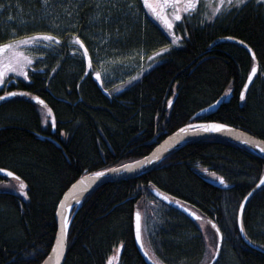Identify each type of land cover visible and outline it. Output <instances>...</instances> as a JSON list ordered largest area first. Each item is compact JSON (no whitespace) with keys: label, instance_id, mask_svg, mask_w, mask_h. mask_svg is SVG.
I'll return each instance as SVG.
<instances>
[{"label":"trees","instance_id":"1","mask_svg":"<svg viewBox=\"0 0 264 264\" xmlns=\"http://www.w3.org/2000/svg\"><path fill=\"white\" fill-rule=\"evenodd\" d=\"M79 1L65 18L68 26L53 34L60 44L29 66L28 82L16 80L14 88L27 95L0 105V168L15 172L28 194L0 191V264H42L56 236L57 205L76 179L145 156L190 122L220 121L264 140L263 3L249 0L211 20L183 14L174 28L180 46L162 53L120 93L105 95L94 71L85 68L84 47L92 56L95 37L101 35L117 48L152 51L168 37L143 20L141 0H131L133 7L129 0H113L94 22L91 0ZM148 28L156 29L153 36ZM225 36L243 41L255 55L236 42L214 43ZM51 68L47 79L41 69ZM227 92L231 99L215 112L197 115ZM31 95L50 105L55 130L41 126V103L32 102ZM263 172L264 158L241 144L216 138L191 142L140 177L89 192L71 211L64 264H107L118 248L116 264H146L134 239L136 209L153 259L203 264L210 251L197 221L159 200L152 189L206 217L215 241V227L220 229L223 245L216 264H264V254L248 246L237 228L239 205ZM220 176L227 187L208 182ZM243 224L247 237L264 247V187L248 201Z\"/></svg>","mask_w":264,"mask_h":264},{"label":"rangeland","instance_id":"2","mask_svg":"<svg viewBox=\"0 0 264 264\" xmlns=\"http://www.w3.org/2000/svg\"><path fill=\"white\" fill-rule=\"evenodd\" d=\"M13 1H15L14 14L4 17V19H0V42H7L9 39L13 38L19 39L21 37L31 36L37 32H48L54 34L56 30L63 31L68 26L65 18H68L71 14L69 13L70 8L72 6H78L80 2L79 0H48V3L44 4L42 3V0H38L40 4V6H38L34 3V1L37 0H12V2ZM247 1L249 0H246V2ZM256 1L264 4V0ZM12 2L10 3V6L12 5ZM91 2L92 8L94 9L93 16L91 17L93 22L94 20H98L99 16L104 13L105 7L108 9L113 4V0H91ZM149 2L152 4L156 12H159L162 16H166L168 19H173L177 12H179L181 16L183 14H186V16L202 14L207 19H209L210 16L216 18L220 12L234 8L233 6H229L227 0H225L223 5H220V0H198L196 9L189 10L188 12L184 11V9L187 7L186 0H180L178 5H173L171 0H149ZM217 7H220V11L218 13L216 12ZM9 10L12 11V9ZM141 12V17L144 18L143 20H146L147 22L149 21L150 23H155V25L166 34L168 41L165 45L172 44L170 49L180 46L181 37L175 33L174 29L176 23L180 20H173V28L169 30L163 23V20L159 19L154 14L152 9L142 7ZM151 28H148V31L150 32L151 36H153V32L154 30L156 31V29L153 28V30ZM13 30L14 35L12 34ZM94 32L95 35L98 34L96 31ZM172 32H174L177 37H180V39L175 43H173V38L171 35ZM97 38H101L104 41L99 40L100 42H98ZM106 38L103 39V36L101 37V35L95 37V42L92 45V56L87 54L84 58L86 70H93L94 73L100 72L101 80H103L104 83L103 86L111 94L120 93L125 87L134 82L145 70H147L148 67H150V64L153 65L155 62H157L160 59L162 53L156 56L153 60H149V57L152 56L153 52H159V49L165 46L158 47V49L152 51L145 50L144 48L121 49L113 46V44L109 42L108 37ZM148 42L153 44L154 41L151 42V40L149 41L148 38ZM50 43L51 42L40 41L39 44L35 46H23L25 54L32 58V64L36 61L40 62L44 54L53 49L44 46L45 44ZM80 46L82 48L85 45L83 44ZM89 58L91 59L90 65L88 63ZM94 66L96 68H94ZM132 77H135V79L130 80ZM13 78L15 80L26 79V77L20 73H7L4 80L7 81ZM37 107L41 116V126L44 129L55 130V123L53 124V119L55 121V116L50 105L44 103L38 104ZM49 108L52 110L51 112H48ZM20 183V180H17L13 177L3 178L0 180V191H11L24 198H27L28 194L25 196L23 193L16 190V188L5 187V185H15L18 188ZM25 191L27 192L26 187ZM200 216L201 219H198L197 223L205 236L207 249L211 253L216 248L217 241H215V233L207 218L203 215ZM145 244L147 249L150 250L147 242H145ZM119 249L120 248L117 249L107 264L117 263V252Z\"/></svg>","mask_w":264,"mask_h":264},{"label":"water","instance_id":"3","mask_svg":"<svg viewBox=\"0 0 264 264\" xmlns=\"http://www.w3.org/2000/svg\"><path fill=\"white\" fill-rule=\"evenodd\" d=\"M225 41L236 42L242 46H245L250 51L251 54L253 53L250 50L249 46H247L243 41H241L237 38L231 37V36H225V37L217 38L214 41V43L225 42ZM253 68H255L257 71V66H254ZM252 70L249 74V76H251L252 79L249 81V79L247 78V80L245 82V84H247L248 86L250 85V83L253 80V77L256 73V71L253 72ZM95 79H96L97 84H98L99 88L101 89V91L105 95H110L109 91L101 83V81H102L101 78L95 77ZM12 91L16 92L17 95L8 96L5 99L0 100V105L3 104L4 102L11 100V99H14L16 97H24L25 95H27L24 91H20V90H12ZM245 91H246V89H245V87H243L242 92L245 93ZM35 97H37V96H34V95L30 96V99L32 102H34V103L40 102L41 103V101H42L43 103H41V104L45 103V101L42 98H40V101H37L36 99H34ZM231 97H232V92H227V93L221 95L214 102H212L209 105L202 108L197 113V115L215 112L222 103L228 102L231 99ZM208 123H217V124L229 125L227 123L220 122V121H214V120L190 122L186 125H199V124H208ZM184 127H185V125L180 127L179 129L173 131L172 133L168 134L162 141H160L145 156L140 157L138 159H135L133 161L121 164V165H127L128 168H125V169L120 170V171L108 172V173H105V175H103L101 177H96L95 175H93V173H87V174L80 176L78 179H76L67 188V190L63 193V195L60 199V201L61 200L65 201L64 205H61L60 201L57 205V209H56V221H57L56 236H55L53 245H52L48 255L43 260L42 264H64L65 259H66V255H67V249H68L67 234H68V229L70 226L71 211L73 210L74 207H78L80 205L83 198L89 192H91L95 188H97V187H99L105 183L140 177V176L146 174L148 171H150L154 166H156L159 162H161L169 154L176 152L177 150L183 148L184 146H186L187 144H189L191 142L201 140V139H205V138H216V139H221V140L241 144V145L249 148L250 150H252L256 154H258L264 158V151H262V149H264V140L259 138V137H256L255 135H253V134H251V133H249V132H247L241 128L229 125L228 129L222 130V131H201V130L192 131L191 129H188L184 132H181L180 129H182ZM249 139L253 140L254 142L251 144L246 143L245 141L249 140ZM256 144H260V147L259 148L256 147ZM153 157H156V159H154ZM144 158H147L149 163L145 164ZM137 162H139V163H137ZM121 165L114 166V167H111L108 169H113V168L118 169V168H120ZM0 169H5V168H0ZM8 171L12 172L10 170H8ZM0 176L3 178L12 177V176L7 175L4 172H0ZM13 178H15V177H13ZM261 178H264V172L262 173V175L260 176V178L258 179L256 184L252 187V189L249 192H254V194H255L258 191L257 186L260 185ZM208 182H210L211 184H213L215 186H220L222 188L227 187V185L222 184V182L219 179H217V180L208 179ZM73 185H75V187H73ZM262 187H264V186H262ZM152 192L154 193V195L159 200H161L162 202H164L165 204H167L173 208L178 209L179 211L184 213L186 216H188L191 220L197 221L198 220L197 217H199V219H201L200 214L197 213V211H195L191 207H189V206H187V205H185L179 201L171 199L167 194H165V193H163L157 189H152ZM248 193L245 196H247ZM254 194L252 196H250L248 200H245L244 199L245 197L242 199L240 205L243 204L244 207H243V210L241 213L240 205H239L237 217H238V215H242V218H243V213H244L245 207H246L248 201L254 196ZM189 209L191 211H188ZM137 211H139V209H136L135 213ZM192 212L196 213V216H193L191 214ZM135 213H134L133 231H134V239H135L136 247H137L139 253L141 254V256L144 258L146 264H160L155 259H153V257L150 255V253L148 252V250L145 246V243L143 241L141 212H140V237H139V239H137V237L135 235ZM65 217H67L69 220V223H68L67 228H66L65 248H64V251L61 255L59 262H57L56 254L52 251V249L55 246L56 237L59 235V233L61 231V225H62V222H63ZM217 228L218 227H215V230ZM237 228H238L239 234L242 237L243 241L248 246H250L251 248H253V249L264 254V247L252 242L247 237V235H245V230H243V231L240 230L238 219H237ZM219 231H220V229H219ZM216 233H217V231H216ZM220 233H222V232L220 231ZM141 244H143V247H141ZM222 245H223V237H222V240H220L219 235L217 233L216 248H215V250H213L209 254L207 260L203 264H216L220 255H221Z\"/></svg>","mask_w":264,"mask_h":264},{"label":"snow or ice","instance_id":"4","mask_svg":"<svg viewBox=\"0 0 264 264\" xmlns=\"http://www.w3.org/2000/svg\"><path fill=\"white\" fill-rule=\"evenodd\" d=\"M173 5H178L180 3V0H171ZM229 6H233L235 8H240L242 6L246 5V0H227ZM42 3L47 4L48 0H42ZM187 7L184 9L185 12H188L189 10H194L197 7L198 0H186ZM225 3V0H220V5H223ZM129 7H133L134 5L132 4L131 0H129ZM4 7V5L0 4V8ZM141 7H147L149 9H152L154 14L159 18L163 20V23L166 25L167 29L171 30L173 28V20L179 21L181 20V15L179 12H177L173 19H168L166 16H162L159 12H156V10L153 8L152 4L149 2V0H141ZM220 11V7L216 8V12L218 13ZM213 17H209V19H212ZM12 34L14 35V30L12 31ZM172 38H173V43L177 42L180 37H177L174 32L171 33ZM40 41H47L51 42L50 44H45L44 46L47 48H51L53 45L60 44L61 38L57 35H53L52 33L48 32H37L34 35L31 36H25L21 37L19 39H9L7 42H0V84H3L5 82L4 78L7 73H20L23 76L27 77L28 76V67L32 64V58L28 55L25 54L23 46L28 45V46H35L39 44ZM75 42L79 45H83L84 41L80 38L79 35L75 36ZM172 47V44H167L164 47L159 49V52H153L152 56L149 57V60H153L156 56L160 55L161 53H166L170 48ZM73 52H75V48H73ZM83 53L86 55L88 53L87 47L83 48ZM254 56L255 53H252ZM89 65L91 64V59L89 58L88 60ZM151 66V64L149 65ZM55 71V69H54ZM253 72L256 71L255 68L252 70ZM92 73H89L91 75ZM101 75L100 72H95V76L99 78ZM135 79V77L130 78ZM249 81L252 79L251 76L248 77ZM103 83V81H101ZM245 89H247L248 85H244ZM17 95L16 92L14 91H6L3 93V95H0V100L5 99L8 96H14ZM30 95V94H29ZM244 98V93L241 92V99ZM37 101H40V97H35ZM41 103H43L41 101ZM169 104H171V101H168ZM52 110L49 108L48 112H51ZM55 123L53 119V124ZM229 128V125L226 124H217V123H208V124H199V125H185L184 128L180 129L181 132H184L188 129H191L192 131H222L226 130ZM246 143H253V140H246ZM256 147H260V144H256ZM264 151V149H262ZM156 159V157H153ZM139 163V162H137ZM144 163L147 164L149 163L147 158H144ZM125 168H128L127 165H121L120 168H113V169H103L102 171H98L93 173L96 177H101L105 175V173L108 172H115V171H120ZM0 172H4L9 176L15 177L17 180L20 178L16 175L15 172H9L8 169H0ZM218 179L222 183H227L225 181L223 176L218 177ZM262 186H264V178H261V183L260 185L257 186V190H259ZM5 187H12L16 188L19 192L23 193L25 196H27V192L25 191L26 185L21 182L18 185V188L15 185H5ZM75 187V185H73ZM254 192H249L247 196H245V200H248L250 196H252ZM65 201L61 200L60 204L64 205ZM70 207V206H69ZM244 205H240V210L242 213ZM188 211H191L190 209ZM193 216H196V213L192 212L191 213ZM199 219V217H197ZM237 219L239 220V227L240 230H244V224H243V218L242 215H238ZM69 223V220L67 217L64 218L62 225H61V231L59 235L56 237V242L55 246L53 247L52 251L56 254V260L59 262L61 255L64 251L65 248V235H66V228ZM220 240H222L223 234L220 233L219 228L216 229ZM135 235L137 239L140 237V212L137 211L135 213ZM246 235V233H245ZM250 239V237H249ZM141 247H143V244H141Z\"/></svg>","mask_w":264,"mask_h":264},{"label":"flooded vegetation","instance_id":"5","mask_svg":"<svg viewBox=\"0 0 264 264\" xmlns=\"http://www.w3.org/2000/svg\"><path fill=\"white\" fill-rule=\"evenodd\" d=\"M11 2H12V0H0V4L4 5V7L0 8V19H4V17H7V16H10V15L14 14V11L13 10L15 8L14 7L15 1H13L12 2V5L10 6V3ZM9 9H12L13 12L10 11ZM47 69H45V70L44 69H41V71L43 73H45L46 78L48 79L52 75L53 68H51L48 73L46 72ZM28 70H29V68H28ZM23 81L28 82L29 81V76H27L26 79H24ZM16 84H17V81L14 78L13 79H9L7 81L5 80V82L3 84H0V95H2L6 91L18 90V89H15L14 88V86ZM103 85H104V83H103ZM20 91H24L26 93L25 90H20Z\"/></svg>","mask_w":264,"mask_h":264},{"label":"bare ground","instance_id":"6","mask_svg":"<svg viewBox=\"0 0 264 264\" xmlns=\"http://www.w3.org/2000/svg\"><path fill=\"white\" fill-rule=\"evenodd\" d=\"M256 244V243H255Z\"/></svg>","mask_w":264,"mask_h":264}]
</instances>
